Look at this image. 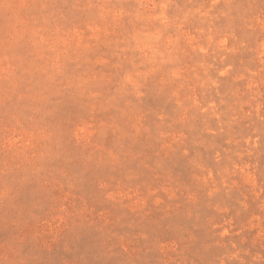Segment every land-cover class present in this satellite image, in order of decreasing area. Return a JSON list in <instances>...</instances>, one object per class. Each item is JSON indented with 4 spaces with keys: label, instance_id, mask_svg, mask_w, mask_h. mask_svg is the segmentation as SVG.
Instances as JSON below:
<instances>
[{
    "label": "rangeland",
    "instance_id": "1",
    "mask_svg": "<svg viewBox=\"0 0 264 264\" xmlns=\"http://www.w3.org/2000/svg\"><path fill=\"white\" fill-rule=\"evenodd\" d=\"M0 264H264V0H0Z\"/></svg>",
    "mask_w": 264,
    "mask_h": 264
}]
</instances>
